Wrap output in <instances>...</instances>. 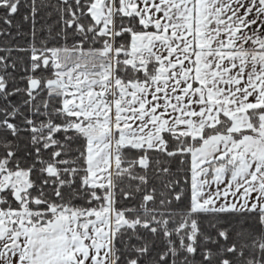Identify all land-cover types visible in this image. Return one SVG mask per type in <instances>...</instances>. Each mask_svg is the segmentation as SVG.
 I'll return each mask as SVG.
<instances>
[{"label": "snow or ice", "instance_id": "obj_1", "mask_svg": "<svg viewBox=\"0 0 264 264\" xmlns=\"http://www.w3.org/2000/svg\"><path fill=\"white\" fill-rule=\"evenodd\" d=\"M0 264H264V0H0Z\"/></svg>", "mask_w": 264, "mask_h": 264}]
</instances>
